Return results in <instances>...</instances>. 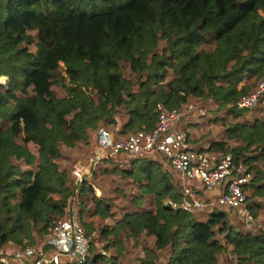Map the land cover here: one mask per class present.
I'll use <instances>...</instances> for the list:
<instances>
[{
	"label": "trees",
	"instance_id": "trees-1",
	"mask_svg": "<svg viewBox=\"0 0 264 264\" xmlns=\"http://www.w3.org/2000/svg\"><path fill=\"white\" fill-rule=\"evenodd\" d=\"M0 78H7L0 84V250L36 245L77 196L87 234L100 233L106 251L116 252L92 247L86 264H126L125 244L137 249L142 236L150 241L138 264H264V231H245L252 225L238 214L166 207L184 198L181 178L161 155L134 159L129 169L101 161L80 184L59 163L62 148L84 144L92 155L99 128L126 138L155 126L158 105L184 110L210 100L227 115L196 125L217 138L205 151L230 154L251 174L244 191L258 218L264 116L246 118L264 105L238 110L236 103L264 81V0H0Z\"/></svg>",
	"mask_w": 264,
	"mask_h": 264
},
{
	"label": "built area",
	"instance_id": "built-area-1",
	"mask_svg": "<svg viewBox=\"0 0 264 264\" xmlns=\"http://www.w3.org/2000/svg\"><path fill=\"white\" fill-rule=\"evenodd\" d=\"M259 103L264 105V81L241 97L236 107L238 110L253 109ZM157 110V122L150 131H140L117 140L110 131L99 128L95 133L93 154L86 164L71 168V179L82 183L104 160H116L120 168L129 169L134 159L161 155L182 179L198 183L206 192L219 190L206 202L192 188L183 186L181 194L184 200L181 203L166 202L172 209L196 213L216 206L238 214L252 225L254 217L247 207L244 191L251 174L236 167L230 154L191 150L188 133L179 128L186 115L198 113L202 116L205 111L192 106L184 110H168L161 105ZM92 247V238L80 223V200L75 196L68 203L64 216L46 228L43 240L34 246H12L0 250V264H86L92 258Z\"/></svg>",
	"mask_w": 264,
	"mask_h": 264
},
{
	"label": "rangeland",
	"instance_id": "rangeland-1",
	"mask_svg": "<svg viewBox=\"0 0 264 264\" xmlns=\"http://www.w3.org/2000/svg\"><path fill=\"white\" fill-rule=\"evenodd\" d=\"M28 49L30 52L35 53L36 52V44L35 42L31 43L30 45H28ZM7 83V78H0V84H6ZM54 90L56 91V93L59 96H64L65 92L59 88V87H54ZM211 101H207L206 102V106L204 107H200L205 111V116L199 117L201 115H198V113H195V116H193L194 120L192 121H198L199 119H201V122L206 121V118L203 117H209L211 119H214V122L218 121L219 119H221L222 117H226V112L221 110V111H217V105L214 104H210ZM194 109L199 108V107H195V105H191ZM194 114V113H193ZM264 116V112H260V111H256L253 113H249V115L247 116V121L248 122H253L255 118H263ZM116 120L119 122V117L116 118ZM219 124H222V122H219ZM189 130L192 131H199L200 128L199 127H192L189 126ZM213 130L215 132H218L219 128L217 127H213ZM190 132V133H191ZM215 136V134L213 133V131H210L206 134H202L201 139L200 140H210ZM95 133H93V136L91 138V143L95 144ZM198 142H200L199 140L194 141L191 136H190V140H189V145H195L198 144ZM29 150L33 153L36 154V147L33 144H29L28 146ZM62 153H63V157L61 159V161L59 162L61 165V169H70L74 166V165H84L86 164V161L88 159V157L90 156V152L88 149V146L84 145V144H79L75 149H65L62 148ZM23 170H26L28 168L22 166ZM96 195L97 192L95 193ZM100 195V194H99ZM16 201H13V203H15ZM259 203V201H258ZM260 204L263 207H260L258 209V218H254V223L252 224V226H249L246 228L245 231L253 233L254 235L259 234L257 231L260 229L262 231H264V204L260 202ZM80 213H81V206H80ZM107 223H110L109 221H107ZM104 225V223H101L100 220H96L95 221V227L97 229L102 228V226ZM33 235H35L36 237L38 236L37 233L33 232ZM92 243H93V247H95L99 252L104 253V255L107 256H111V255H116V252L113 248H110L109 250L106 251V246H107V240L100 235V233L96 232L94 233V235H92ZM26 241V240H24ZM149 238H147L146 236H142L138 242H139V247L137 249H132V242L126 243L125 247L128 249V253H127V258H128V262L126 264H138V259H141L144 257V253H143V246L144 243L149 242ZM39 243V241L37 242ZM12 246H17L16 243H11V245L9 247ZM230 257V256H228ZM231 258V257H230ZM165 257L161 258V262L164 263L165 262ZM262 264V263H259Z\"/></svg>",
	"mask_w": 264,
	"mask_h": 264
},
{
	"label": "crops",
	"instance_id": "crops-1",
	"mask_svg": "<svg viewBox=\"0 0 264 264\" xmlns=\"http://www.w3.org/2000/svg\"><path fill=\"white\" fill-rule=\"evenodd\" d=\"M194 120V118H190V119H186L184 122H182L180 124V127L183 128V129H186L188 131V133L190 134L191 138L196 141V140H199L200 142H198V144H195V145H191V147L193 148H196V149H208L209 147V144L211 142H214L217 140V138H212L210 140H200L201 139V136L202 134H206L210 131V126H207V125H201L200 126V130L199 131H190L189 130V126H192V127H196L197 124H199L201 121L198 120V121H192ZM191 132V133H190ZM180 178H181V185L182 187L183 186H187V187H190V188H193L194 192L197 193L198 196L200 197H204V198H207V199H212L215 197L216 194L219 193V190H215L214 192H206L203 190V188L196 182H189V181H186L184 179H182V177L180 175H178ZM97 196H99L100 192L97 190Z\"/></svg>",
	"mask_w": 264,
	"mask_h": 264
},
{
	"label": "water",
	"instance_id": "water-1",
	"mask_svg": "<svg viewBox=\"0 0 264 264\" xmlns=\"http://www.w3.org/2000/svg\"><path fill=\"white\" fill-rule=\"evenodd\" d=\"M166 207L171 208V205L169 203H166Z\"/></svg>",
	"mask_w": 264,
	"mask_h": 264
}]
</instances>
